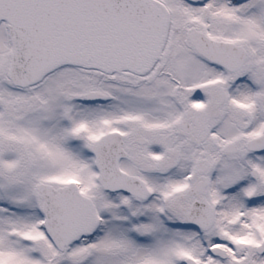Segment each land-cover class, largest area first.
Instances as JSON below:
<instances>
[{"label": "snow or ice", "instance_id": "6c2138e0", "mask_svg": "<svg viewBox=\"0 0 264 264\" xmlns=\"http://www.w3.org/2000/svg\"><path fill=\"white\" fill-rule=\"evenodd\" d=\"M0 264H264V0H0Z\"/></svg>", "mask_w": 264, "mask_h": 264}]
</instances>
